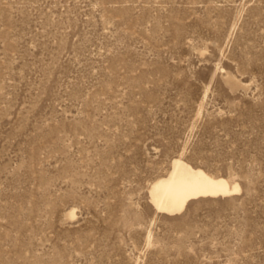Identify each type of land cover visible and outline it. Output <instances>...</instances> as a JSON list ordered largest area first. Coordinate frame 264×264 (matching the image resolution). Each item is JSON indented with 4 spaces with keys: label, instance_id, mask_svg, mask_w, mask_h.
I'll list each match as a JSON object with an SVG mask.
<instances>
[{
    "label": "rangeland",
    "instance_id": "374dc122",
    "mask_svg": "<svg viewBox=\"0 0 264 264\" xmlns=\"http://www.w3.org/2000/svg\"><path fill=\"white\" fill-rule=\"evenodd\" d=\"M0 264H264V0H0Z\"/></svg>",
    "mask_w": 264,
    "mask_h": 264
},
{
    "label": "bare ground",
    "instance_id": "6f19581e",
    "mask_svg": "<svg viewBox=\"0 0 264 264\" xmlns=\"http://www.w3.org/2000/svg\"><path fill=\"white\" fill-rule=\"evenodd\" d=\"M239 191L223 178L208 175L187 165L178 157L172 160L167 173L148 187L149 203L157 213L167 216L180 214L188 202L200 198L228 197Z\"/></svg>",
    "mask_w": 264,
    "mask_h": 264
}]
</instances>
